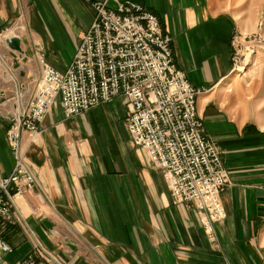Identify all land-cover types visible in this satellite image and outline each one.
Returning a JSON list of instances; mask_svg holds the SVG:
<instances>
[{
	"label": "crops",
	"instance_id": "0c3cea01",
	"mask_svg": "<svg viewBox=\"0 0 264 264\" xmlns=\"http://www.w3.org/2000/svg\"><path fill=\"white\" fill-rule=\"evenodd\" d=\"M124 1L158 17L177 69L206 90L196 110L229 177L225 219L209 239L193 207L170 196L161 172L131 141L126 98L70 119L57 101L35 145L22 134L36 186L0 221L11 248L0 264H22L28 255L36 264H264V112L257 104L264 100L253 103L251 88L232 73L239 0H0V179L14 167L9 120L26 106L43 68L66 71L94 3Z\"/></svg>",
	"mask_w": 264,
	"mask_h": 264
},
{
	"label": "built area",
	"instance_id": "2783aa9c",
	"mask_svg": "<svg viewBox=\"0 0 264 264\" xmlns=\"http://www.w3.org/2000/svg\"><path fill=\"white\" fill-rule=\"evenodd\" d=\"M93 9V21L66 71L45 66L26 106L9 120L6 136L14 167L0 179V221H9L13 201L36 186L26 165L22 134L26 132L29 145H35L40 125L57 101L70 119L122 96L133 145L161 172L170 196L193 207L204 235L212 239L214 224L225 219L221 195L229 177L197 115V97L206 90L191 85L177 69L171 38L152 12L131 1L114 8L96 2ZM257 29L249 38L232 36V73L242 75L247 56L256 54L251 46L245 49L248 53H240L238 40L260 44L262 23ZM11 38L5 37L6 42ZM9 253L11 248L0 237V256ZM22 264H36L35 256L28 255Z\"/></svg>",
	"mask_w": 264,
	"mask_h": 264
},
{
	"label": "rangeland",
	"instance_id": "374dc122",
	"mask_svg": "<svg viewBox=\"0 0 264 264\" xmlns=\"http://www.w3.org/2000/svg\"><path fill=\"white\" fill-rule=\"evenodd\" d=\"M238 7L242 8L241 32L242 36L252 37L258 30L257 26L262 23V41L260 44L253 43V39L238 40L240 53L246 52L248 46L254 47L255 55L247 56L245 71L242 75L233 73L239 77L252 90L253 103L264 100V0H239ZM259 54V55H258ZM250 61V62H249ZM264 112V102L257 103Z\"/></svg>",
	"mask_w": 264,
	"mask_h": 264
},
{
	"label": "water",
	"instance_id": "95a60500",
	"mask_svg": "<svg viewBox=\"0 0 264 264\" xmlns=\"http://www.w3.org/2000/svg\"><path fill=\"white\" fill-rule=\"evenodd\" d=\"M8 47H10L13 50L19 51V41L15 38H11L9 41L6 42Z\"/></svg>",
	"mask_w": 264,
	"mask_h": 264
},
{
	"label": "bare ground",
	"instance_id": "6f19581e",
	"mask_svg": "<svg viewBox=\"0 0 264 264\" xmlns=\"http://www.w3.org/2000/svg\"><path fill=\"white\" fill-rule=\"evenodd\" d=\"M250 62V61H249ZM235 76V75H234Z\"/></svg>",
	"mask_w": 264,
	"mask_h": 264
}]
</instances>
